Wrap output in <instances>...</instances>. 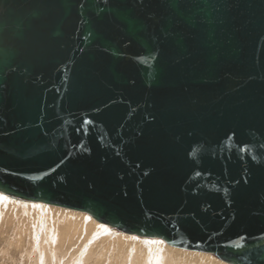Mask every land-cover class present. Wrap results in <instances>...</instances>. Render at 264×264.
I'll return each mask as SVG.
<instances>
[{
    "label": "water",
    "instance_id": "water-1",
    "mask_svg": "<svg viewBox=\"0 0 264 264\" xmlns=\"http://www.w3.org/2000/svg\"><path fill=\"white\" fill-rule=\"evenodd\" d=\"M0 192L264 264V0H0Z\"/></svg>",
    "mask_w": 264,
    "mask_h": 264
},
{
    "label": "bare ground",
    "instance_id": "bare-ground-1",
    "mask_svg": "<svg viewBox=\"0 0 264 264\" xmlns=\"http://www.w3.org/2000/svg\"><path fill=\"white\" fill-rule=\"evenodd\" d=\"M10 207L18 210H21V208H27L28 212H33L35 216L37 215L36 217L42 219V222L45 224L46 227L44 230L45 231L44 235H46L47 237L46 238L47 243L44 249H46V247L47 249H52L51 253L55 256L58 254V251L56 249V243H59L58 241L60 240L58 239H61L62 235H66L67 233L68 235L70 234L72 237V235L74 236V234L79 233L88 236L87 232L91 230L90 229L91 226H95L96 230L93 232L94 233L93 237L98 238L99 236H101L104 239L107 238V240L111 239L112 241L119 243V245L120 244L122 246L126 245L124 249L127 252L126 253L127 256L125 255L128 258L127 264H231L217 257V255L216 256L215 254L213 255L210 252L181 248L170 245L166 243V241L160 238L144 237V236H139V235L119 231L118 229L107 223H103V222L101 223L100 221L95 219L92 215L84 211L73 210L70 208L60 207L43 202L17 199L15 197L0 192V218L2 217L1 214H3V211L6 208H10ZM39 209L41 210V212L37 213ZM62 231L64 232V234H62ZM35 238L37 239V235L35 236ZM65 239L66 238H64V241ZM66 240L68 242L69 239ZM37 241L39 243L38 245L39 246L41 245L42 247L43 246L42 243L44 242H41L42 240L39 242L38 239ZM99 241L102 240H98V242ZM62 243L64 242H61V244ZM51 244H53V246ZM107 247L108 246H106L105 249H107ZM109 247L111 248V246ZM41 252L42 254H44V250H42ZM49 253L50 252H48V255ZM45 254H47V252H45ZM115 254L116 253H114V255ZM55 256L54 257L52 256L53 259L55 258ZM59 260L61 259H58V261Z\"/></svg>",
    "mask_w": 264,
    "mask_h": 264
},
{
    "label": "rangeland",
    "instance_id": "rangeland-1",
    "mask_svg": "<svg viewBox=\"0 0 264 264\" xmlns=\"http://www.w3.org/2000/svg\"><path fill=\"white\" fill-rule=\"evenodd\" d=\"M38 212L40 213L41 210L39 209L37 213ZM1 215L0 264H81L83 261L84 262L82 264L128 263V258L126 257L127 252L124 249L126 245H119V243L114 242L111 239H108V241L107 238H105V240L101 236H99L98 238L93 237V232L96 230L95 226H91V230L87 232L88 236L79 233L74 234V236L72 235V237L67 233L66 235H62V238L58 239L60 240L58 241L59 243H56L58 254L55 256L51 253L52 249H47V247L46 249H44L47 243V237L46 235H44V230L46 227L42 222V219L36 217L37 215L35 216L33 212H28L27 208H21V210H18L11 207L6 208ZM62 234H64L63 231ZM36 235L39 242L41 240V242H44L42 243V247L41 245H38L39 243L35 238ZM66 236L70 237L67 238ZM64 238L69 239L68 242L66 239L64 241ZM98 240L102 241L98 242ZM61 242L64 243L61 244ZM51 245L53 246V244ZM106 246H108L107 249H105ZM109 246H111V248ZM121 248L123 249V251ZM42 250H44V254H42ZM121 251L123 252V254ZM45 252H47V254H45ZM48 252H50L49 255ZM114 253L116 254L114 255ZM51 255L53 257L55 256V258L53 259ZM47 256L51 257L49 258ZM112 257L114 258V260ZM58 259L61 260L58 261Z\"/></svg>",
    "mask_w": 264,
    "mask_h": 264
}]
</instances>
